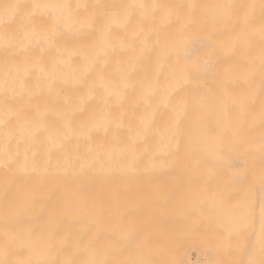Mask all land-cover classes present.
I'll use <instances>...</instances> for the list:
<instances>
[{
	"label": "bare ground",
	"instance_id": "obj_1",
	"mask_svg": "<svg viewBox=\"0 0 264 264\" xmlns=\"http://www.w3.org/2000/svg\"><path fill=\"white\" fill-rule=\"evenodd\" d=\"M0 264H264V0H0Z\"/></svg>",
	"mask_w": 264,
	"mask_h": 264
}]
</instances>
